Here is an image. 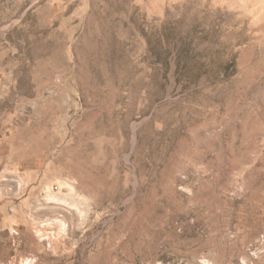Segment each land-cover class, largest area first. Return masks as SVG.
Returning a JSON list of instances; mask_svg holds the SVG:
<instances>
[{"label": "rangeland", "instance_id": "374dc122", "mask_svg": "<svg viewBox=\"0 0 264 264\" xmlns=\"http://www.w3.org/2000/svg\"><path fill=\"white\" fill-rule=\"evenodd\" d=\"M0 264H264V0H0Z\"/></svg>", "mask_w": 264, "mask_h": 264}, {"label": "bare ground", "instance_id": "6f19581e", "mask_svg": "<svg viewBox=\"0 0 264 264\" xmlns=\"http://www.w3.org/2000/svg\"><path fill=\"white\" fill-rule=\"evenodd\" d=\"M49 197V196H48ZM51 198V197H50ZM51 199H54V197L52 196V198ZM57 201H60V200H63V199H56ZM75 204V203H74ZM73 204V205H74ZM62 228V227H61ZM37 233H38V235L41 237L42 236V233L40 232V231H37Z\"/></svg>", "mask_w": 264, "mask_h": 264}]
</instances>
